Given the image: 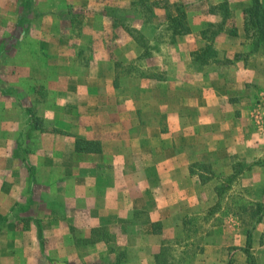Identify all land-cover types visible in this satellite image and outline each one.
Returning <instances> with one entry per match:
<instances>
[{"label": "crops", "instance_id": "crops-1", "mask_svg": "<svg viewBox=\"0 0 264 264\" xmlns=\"http://www.w3.org/2000/svg\"><path fill=\"white\" fill-rule=\"evenodd\" d=\"M180 1L181 34L159 9L164 24L143 22L151 41L132 49L103 46V15L91 14L95 25L80 29L96 48L88 68L64 58L55 15L0 29V264H157L171 228L223 203L240 238L227 248L249 237L264 256V212L236 219L238 201L264 210V42L245 22L253 0ZM135 61L128 89L114 67ZM35 86L47 91L41 101Z\"/></svg>", "mask_w": 264, "mask_h": 264}, {"label": "rangeland", "instance_id": "rangeland-1", "mask_svg": "<svg viewBox=\"0 0 264 264\" xmlns=\"http://www.w3.org/2000/svg\"><path fill=\"white\" fill-rule=\"evenodd\" d=\"M88 4L90 5L85 6ZM159 9H164L165 13H167L165 14L167 19L165 25L169 26L173 37L175 38L180 35L187 25L186 6L180 0H97L94 5H91L90 0H0V13L7 10L11 14L16 15L15 22H10L7 18L4 19L0 15V29L4 31L12 23L16 25L21 20L24 26L27 27L37 25V21L40 19L45 21L46 25L52 24V15H55L59 21V27L63 31L62 36H67L65 42L68 43L69 49L68 51L66 49L62 50L64 58L73 59L75 57L84 66L89 57L96 53L94 51L96 49L95 44H92V37L87 35V37H84L86 33L80 30L88 29L95 25L89 18L91 14L100 13L103 15L100 21L102 27H105L103 46H106V43L111 45L122 44L124 42L126 49H132L134 46L132 47L130 44H135L136 48V41L140 45H147L151 41V39L141 32V29L137 28L142 27L143 22H148L147 24L150 27L145 25L147 28L162 26L161 24H164L163 17L165 15L160 16L155 14ZM221 10L226 12L229 8L222 5ZM164 34L162 32L160 35L164 37ZM249 36L252 37L250 34ZM252 38L257 43L262 42L256 37ZM5 52L0 50V54ZM68 52H72L74 55H70ZM110 57L114 60L117 55L111 51ZM114 68L117 74L119 73L123 79H126V85L123 84L125 88H136V61L135 64L131 63L129 65H120L116 62V67ZM3 71L4 65L0 64V92L8 89L5 80L2 79ZM134 77L135 80H133ZM35 91L36 93L40 92V98L44 97V93L38 86H35ZM16 92L18 97L25 93L22 90L21 93L18 90ZM19 99L20 103H22L20 97ZM47 120L46 124L48 127H45V130L52 127L51 122L53 120L49 118ZM30 133L32 134L31 136L38 135L37 132ZM250 194L255 199L259 197L257 189H252ZM237 203L241 207L236 210L237 220H244V214L246 215V212H251L253 213V221H255L264 212L258 202L254 201L250 210H247L250 206L249 204H244L243 201L241 202L242 204H239V201ZM228 208V203H223L218 209L192 214L189 217L188 224L183 227L171 228L165 238L168 244L162 252L161 260L165 261V264H228L230 259L232 260L231 264H264V256L258 252V242L252 241V247L247 252L237 245L227 248L226 245L229 243L230 236L234 237L233 235L238 233L235 231V228L238 226H228ZM235 237L237 243H239L240 238L238 234ZM180 240L182 241L180 242V246L175 245ZM208 244L222 246L223 248H206ZM181 245H183V248ZM129 258L128 253L125 251L124 261H128Z\"/></svg>", "mask_w": 264, "mask_h": 264}, {"label": "trees", "instance_id": "trees-1", "mask_svg": "<svg viewBox=\"0 0 264 264\" xmlns=\"http://www.w3.org/2000/svg\"><path fill=\"white\" fill-rule=\"evenodd\" d=\"M246 12V17H245V21H246V31L248 33V35L250 34L252 37H256L259 41H263L264 42V3L261 0H254V3L252 5V7L250 8H246L245 10ZM42 92L44 93V97L45 98L47 96V91L46 90H42ZM38 99V101H41V99ZM32 112L34 111V121H38V123L40 124V117H36V110L34 108H31ZM4 217L0 214V220H3ZM178 243V241L176 242ZM252 247V242L251 239L248 237V241H247V245L246 247L243 249L246 252L249 251V249ZM164 251V250H163ZM161 256L162 253L158 254L156 256V261L157 264H165V261L161 260ZM232 260L230 259L228 261V264H231Z\"/></svg>", "mask_w": 264, "mask_h": 264}]
</instances>
